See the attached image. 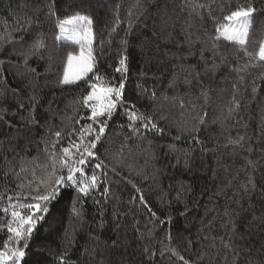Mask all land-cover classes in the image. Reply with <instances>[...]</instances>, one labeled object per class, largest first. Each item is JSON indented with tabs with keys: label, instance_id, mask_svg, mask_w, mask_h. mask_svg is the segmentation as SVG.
Returning <instances> with one entry per match:
<instances>
[{
	"label": "trees",
	"instance_id": "16d2710c",
	"mask_svg": "<svg viewBox=\"0 0 264 264\" xmlns=\"http://www.w3.org/2000/svg\"><path fill=\"white\" fill-rule=\"evenodd\" d=\"M77 2L80 7L66 8L64 0H57L58 15L49 16L48 0H0V107L8 109L0 121V193L5 194L0 208L7 207L6 197L17 183L11 174L4 176V158L11 160L19 153L17 161L20 156L29 161L38 156L44 164L48 158L43 141L55 139L46 127L22 126L20 113L27 116L28 111L18 107L21 103L28 106L29 96L39 95L35 115L40 125L47 122L52 132L62 130L57 149L77 139L74 128L79 131L92 123L87 119L90 109L77 102L90 91L86 80L58 86L67 55H78L79 46L57 44V18L79 11L93 19L95 70L106 79L119 82L116 68L122 55L128 56L125 99L164 132L145 130L136 121L140 132L133 133L129 127L133 122L118 108L95 150L107 165L96 170L102 183L77 203L81 217L72 211L75 189H62L36 222L20 264H59L58 257L65 251L70 264H183L169 249L195 264H264V225L253 219L254 214L260 215L261 194L252 192L248 184L253 177L264 186V62L252 61L258 66L241 72L244 82L239 83L231 68L243 67L250 58L222 38L213 39L217 25L228 23L225 15L251 3L258 11L247 50L256 54L264 41V0H193L211 4V16L206 9H198L203 19L190 14L185 0ZM39 39L45 47L29 59L36 68V73H30L24 58ZM41 54L43 59L38 58ZM213 63L215 71H207ZM92 76L89 73L86 79ZM233 84H238L239 92L234 93ZM152 92L155 99L150 98ZM234 94L240 108L230 113ZM194 125L200 129L202 143L191 141L185 131ZM178 134L181 139H174ZM240 136L245 137L241 146L228 144ZM169 145L180 150L181 158L188 154L190 169L176 162L177 152ZM99 160L90 161L86 172L90 174ZM15 170L19 171L18 165ZM36 173L42 175L41 169ZM104 187L110 189L107 196L102 195ZM141 195L156 217L140 203ZM8 219L10 215L0 211V223ZM9 235L0 229V250ZM229 243L232 247L226 248ZM149 252L155 256L149 258Z\"/></svg>",
	"mask_w": 264,
	"mask_h": 264
},
{
	"label": "snow or ice",
	"instance_id": "6c2138e0",
	"mask_svg": "<svg viewBox=\"0 0 264 264\" xmlns=\"http://www.w3.org/2000/svg\"><path fill=\"white\" fill-rule=\"evenodd\" d=\"M66 8H77L80 4L77 0H64ZM139 4V0H137ZM184 7L190 9V14H195L203 19V13L198 9H206L211 16L212 6L211 4H200L193 3V0H185ZM258 9L251 3L246 6L237 7L232 10L229 14L225 15L223 19L227 21V24H219L215 29V35L213 39L215 41L221 38L230 44L238 47L240 51H243L245 56L249 57V63H246L243 67H232L231 70L238 74L239 83L244 82V76L239 75L241 72L247 71L248 67H256L258 63L252 61L264 62V41L260 43L259 50L256 54L249 53L247 50V43L250 29L254 22V14ZM47 13L49 16L58 15L57 0H48ZM131 15V12L129 13ZM93 19L87 15L82 14L79 11L74 12L73 15L66 18H57L56 28L57 33L54 37L57 44L62 42H70L79 46V54L69 53L66 59V65L63 70L62 77L58 81V86L74 85L81 80H86L90 91L87 95L82 97L81 100L77 101L82 105L90 109V114L87 119L92 123L84 125L79 131L75 128L73 133L77 136L76 140H71L67 146H62L57 149V144L60 143L63 133L62 130L52 132V126L40 125V121L36 118L35 109L40 104V97L37 94L29 96L30 104L28 106L22 103L18 106L19 108H26L28 115L25 116L22 112L20 113V120L23 122L22 126L29 130L34 129L37 126L46 127L47 132L50 133L55 139L44 140L46 147L44 152L47 155V162L44 164L39 163V157H33L32 160H28L26 156H20L17 161L16 157L20 155L16 153L11 160L7 157L4 158L6 168L4 170V176L7 177L9 174L16 178V190H12V195H7V201H9L7 207L0 208L6 216L10 215L4 223H0V229H6L10 234L8 240L0 250V264H20L26 255L25 249L28 247V240L33 233L36 222L43 219L44 214L49 211V204L61 195L62 189L71 188L75 189L77 195L75 197L72 211L77 217H81L82 212L77 203L84 197L92 194L94 190H97L99 185L102 183L100 176L97 174V169H104L107 165L104 164L103 160H99L97 156V145L101 142L102 137L105 134V130L108 127V121L112 119L113 114L118 108H123L125 115H127L130 123L129 127L133 133H139L140 128L136 126V121L141 122L142 127L145 130L156 131L163 133L164 129L158 126L152 117L146 116L136 109L135 104H131L125 99V88L128 79V56L122 55L119 60V67L116 68V72L120 73V80L118 83H114L112 80L106 79L102 74L95 70L96 56L93 54V43L95 40V34L92 29ZM191 26V25H189ZM132 24L129 22V33L131 31ZM23 39V37H21ZM126 45L127 40L122 42ZM45 47V43L42 39L37 40L30 52L25 55L24 64L28 67L30 73H36V68L29 65L28 61L33 55L40 53V50ZM212 48L218 49V45L213 43ZM39 59H43V55H39ZM226 59L223 58V60ZM217 65L213 63L210 69L207 71H215ZM48 71H51V64L48 66ZM92 73L91 80H87L88 74ZM199 73L196 74L198 79ZM35 77H33L34 79ZM190 83V81H186ZM170 87L172 84L169 85ZM141 88V92H147L141 85H137ZM234 93L239 92L238 84H233ZM20 90H15L18 93ZM253 93L256 92L255 81H253ZM202 95L206 96V92L202 89ZM3 95V93H0ZM156 93L152 92L151 97L155 99ZM127 105V106H126ZM183 106V104L181 105ZM240 103L237 100L236 95H233L232 108L229 112L239 109ZM8 113V109L0 107V121L5 119ZM16 113H13L15 115ZM83 119V117H81ZM11 126V122H8ZM79 123V120L76 121ZM204 120H200V124H203ZM95 125V127H94ZM199 128L195 125L191 129H186L191 141L195 143H202L199 138ZM174 139H181V135L178 134ZM245 140L244 136H240L236 139H230L229 145L239 147ZM227 146V145H225ZM171 151L177 152L176 162L183 163L186 168H191L192 164L187 153H183L181 158L180 150L175 145H169ZM248 151H252L249 147ZM94 164L93 171L89 174L85 168L89 166L90 161H96ZM251 163V161L249 162ZM28 164L33 167H27ZM16 165L19 167V171L15 170ZM40 168L42 175L37 176L36 169ZM114 173L115 168L111 169ZM30 173V176H29ZM118 174V173H117ZM107 177V172L104 173ZM25 179L27 182H25ZM106 182V181H105ZM248 184L251 185L252 192H259L261 198V211L260 215H253L254 220H259L264 225V186H259L253 177H249ZM7 191V189H6ZM109 187H104L102 195L107 196L109 194ZM139 191V189H137ZM248 186L245 185V192H248ZM5 198L4 193H0V200ZM135 199V198H133ZM177 199H180L178 194ZM15 200V203L11 201ZM140 203L151 212L153 217H156V213L151 210L147 205L144 197H139ZM168 222H171V217L168 218ZM161 223H164L163 221ZM233 223V230H235V224ZM100 227H103V221H101ZM171 240V235L167 237ZM231 239V238H229ZM71 243V241H70ZM10 244L14 246H9ZM18 245V246H17ZM226 248H231V244H225ZM87 251V250H86ZM172 255L178 256V259L183 264H195V261L186 259L183 255L176 252L175 249H169ZM148 252V249H145ZM149 258L155 256L154 252H149ZM163 251L161 256H163ZM238 255V253H237ZM68 253L65 251L59 257V264H70L67 260Z\"/></svg>",
	"mask_w": 264,
	"mask_h": 264
}]
</instances>
